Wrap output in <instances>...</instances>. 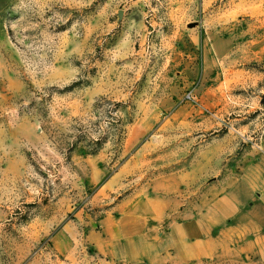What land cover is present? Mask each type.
<instances>
[{"label":"rangeland","instance_id":"1","mask_svg":"<svg viewBox=\"0 0 264 264\" xmlns=\"http://www.w3.org/2000/svg\"><path fill=\"white\" fill-rule=\"evenodd\" d=\"M263 138L264 0H0V264H153L93 233L133 203L190 222Z\"/></svg>","mask_w":264,"mask_h":264},{"label":"crops","instance_id":"2","mask_svg":"<svg viewBox=\"0 0 264 264\" xmlns=\"http://www.w3.org/2000/svg\"><path fill=\"white\" fill-rule=\"evenodd\" d=\"M262 151L261 162L251 164L207 212L188 223L170 220L164 235L156 229L163 215L157 201L119 206L117 215L104 219L102 231L93 233L97 251L115 260L153 264L244 263L250 255L264 256V138Z\"/></svg>","mask_w":264,"mask_h":264},{"label":"trees","instance_id":"3","mask_svg":"<svg viewBox=\"0 0 264 264\" xmlns=\"http://www.w3.org/2000/svg\"><path fill=\"white\" fill-rule=\"evenodd\" d=\"M100 144H101V142L99 140H97V142L94 143V146H93L92 150H90V152H96L98 150Z\"/></svg>","mask_w":264,"mask_h":264}]
</instances>
